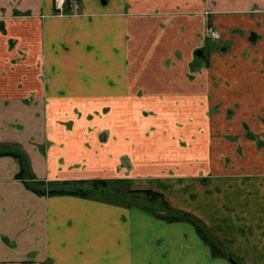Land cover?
<instances>
[{
	"label": "crops",
	"instance_id": "0c3cea01",
	"mask_svg": "<svg viewBox=\"0 0 264 264\" xmlns=\"http://www.w3.org/2000/svg\"><path fill=\"white\" fill-rule=\"evenodd\" d=\"M77 1L0 0V264H264V0ZM92 179L160 198L30 185Z\"/></svg>",
	"mask_w": 264,
	"mask_h": 264
},
{
	"label": "trees",
	"instance_id": "16d2710c",
	"mask_svg": "<svg viewBox=\"0 0 264 264\" xmlns=\"http://www.w3.org/2000/svg\"><path fill=\"white\" fill-rule=\"evenodd\" d=\"M202 52H204L202 50ZM15 157H18V161L22 166L24 162L21 160L19 155L12 153ZM126 183V189L123 191L121 189V185ZM33 190L40 194H80L84 196H97L102 197L108 200H115L118 202H123L126 195H133L136 193L144 192L147 195L155 196L156 199L160 198V194L153 193L150 190H132L129 188L128 183L124 179H92V180H81V181H53V182H31ZM94 192V193H93ZM152 193V194H151ZM161 205H165L162 200ZM166 207V205H165ZM180 216L168 217L170 220L178 219V218H187L188 220L195 223L196 228L201 235L202 239L206 241L210 247L211 252L214 256H223L228 257L231 256V253L227 251L226 248L222 246V243L212 235V233L206 230L198 220L192 218L187 213H181ZM213 236V237H212Z\"/></svg>",
	"mask_w": 264,
	"mask_h": 264
},
{
	"label": "rangeland",
	"instance_id": "374dc122",
	"mask_svg": "<svg viewBox=\"0 0 264 264\" xmlns=\"http://www.w3.org/2000/svg\"><path fill=\"white\" fill-rule=\"evenodd\" d=\"M138 93V92H137ZM138 95H140V93L138 94ZM131 101L135 104L136 103V101H140L138 98H133V99H131ZM178 108H176V110H177ZM172 110H174V111H176L175 109H172ZM173 114H175L174 112H173ZM151 116V118L152 117H155V116H157V114H151V113H144V114H142V116L143 117H150ZM160 120H161V122H163V125L165 126L164 127V129L161 131V132H163V133H166V135L167 136H169V137H171V138H173V139H176V140H178V135L177 134H175L174 133V131H173V129H171V128H173L175 125L178 127V126H184V125H186L187 124V118H186V115L183 113V111H181V110H179L178 109V111L176 112V114H175V116L173 115V118H169V116H164V115H160ZM186 118V119H185ZM194 121H197L199 118H203L202 117V115L201 114H199V115H195L194 117ZM159 119V118H158ZM140 121H141V119H140ZM203 121H204V119H203ZM153 128V127H152ZM154 129V128H153ZM151 131H149V133H150ZM187 142V141H186ZM186 144V143H185ZM130 164V166H129V170L131 171V167H132V165H131V163H129ZM192 172H198V171H196V170H191ZM178 171L177 170H175L174 168H171V166L169 167V166H167L166 168H165V171L163 170L162 171V175L163 174H166V175H173V174H176ZM137 179H140V177H135V180H137ZM155 182H159L158 181V179H156L155 180ZM121 189L123 190V191H125V189L127 188L126 187V185L125 184H122L121 186ZM130 187V186H129ZM131 187H133V186H131ZM167 187V186H166ZM148 188H151V187H148ZM152 189V188H151ZM168 190V187L167 188H165V190ZM128 195V194H127ZM138 194H135V195H130V196H127V197H129V199H130V201L131 200H135L136 202L135 203H137V204H140V203H142V204H144L145 206H155V204L153 203V202H151V201H148V200H143V198H140V196L138 197L137 196ZM141 200V201H140ZM158 206V205H157ZM212 233V232H211ZM213 234V233H212ZM214 235V234H213ZM215 236V235H214ZM213 237V236H212ZM236 259H237V263H239V264H244V262L241 260V259H239V258H237L236 257ZM229 260V259H228ZM235 260V259H234ZM229 262H230V260H229ZM231 263V262H230ZM231 264H233V263H231Z\"/></svg>",
	"mask_w": 264,
	"mask_h": 264
},
{
	"label": "built area",
	"instance_id": "2783aa9c",
	"mask_svg": "<svg viewBox=\"0 0 264 264\" xmlns=\"http://www.w3.org/2000/svg\"><path fill=\"white\" fill-rule=\"evenodd\" d=\"M55 8L62 13L64 10L63 5L65 4V0H54ZM79 5L76 0H69V11L71 13H76L78 11ZM209 33L213 38H217L219 33L216 29L210 28Z\"/></svg>",
	"mask_w": 264,
	"mask_h": 264
},
{
	"label": "flooded vegetation",
	"instance_id": "af4514ba",
	"mask_svg": "<svg viewBox=\"0 0 264 264\" xmlns=\"http://www.w3.org/2000/svg\"><path fill=\"white\" fill-rule=\"evenodd\" d=\"M77 1V0H76ZM78 2V1H77ZM79 5V4H78ZM65 6H66V8H68L69 9V0H65V4L63 5V7H64V10H63V12L62 13H60L57 9H56V11L59 13V14H64L65 13ZM69 11V10H68ZM69 13H71L70 11H69ZM77 13V12H76ZM210 28H214V29H216L217 31H218V33H219V36L217 37V38H213L211 35H210V33H209V29ZM207 35L211 38V39H219L220 38V32H219V30L216 28V27H214V26H209V27H207ZM202 50L203 49H198V50H196V52H200V54L199 55H197L196 54V52H195V54H196V58L197 59H199L200 57H202V56H204V52H202ZM233 258V257H232ZM233 259H235V258H233ZM235 261L237 262V259H235Z\"/></svg>",
	"mask_w": 264,
	"mask_h": 264
},
{
	"label": "water",
	"instance_id": "95a60500",
	"mask_svg": "<svg viewBox=\"0 0 264 264\" xmlns=\"http://www.w3.org/2000/svg\"><path fill=\"white\" fill-rule=\"evenodd\" d=\"M196 54L197 55H199L200 54V52H196ZM229 260H230V262L231 263H233V264H239V263H237L231 256H229V258H228Z\"/></svg>",
	"mask_w": 264,
	"mask_h": 264
}]
</instances>
